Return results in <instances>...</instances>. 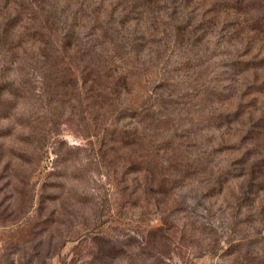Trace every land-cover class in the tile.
<instances>
[{
	"label": "rangeland",
	"instance_id": "rangeland-1",
	"mask_svg": "<svg viewBox=\"0 0 264 264\" xmlns=\"http://www.w3.org/2000/svg\"><path fill=\"white\" fill-rule=\"evenodd\" d=\"M224 1L0 0V264H264V33Z\"/></svg>",
	"mask_w": 264,
	"mask_h": 264
},
{
	"label": "trees",
	"instance_id": "trees-1",
	"mask_svg": "<svg viewBox=\"0 0 264 264\" xmlns=\"http://www.w3.org/2000/svg\"><path fill=\"white\" fill-rule=\"evenodd\" d=\"M226 4V7H235L236 11L238 13H244L246 15L249 14H254L256 12V15L254 16V18L249 19L250 20V25H249V29L250 30H257L259 32L264 33V12H260L259 9L262 8L263 4L260 1H254V3L252 2H246L245 0H226L224 1ZM250 41H247V44H252V38H249ZM249 47L251 48V45H249ZM113 72V70H112ZM117 70L114 72V74L116 75ZM119 76H123V74L120 72L118 73ZM111 74H108L109 77V81H111L110 79ZM125 77V76H124ZM114 78V75H113ZM112 78V80H113ZM98 79V77H97ZM124 79V80H123ZM122 82H125V78H123ZM112 85H115L116 83L118 84L117 81L112 82ZM101 95H103V93H100Z\"/></svg>",
	"mask_w": 264,
	"mask_h": 264
}]
</instances>
